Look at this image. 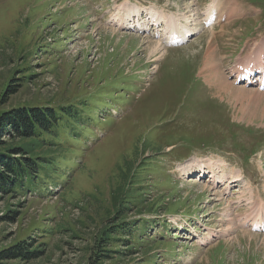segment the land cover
<instances>
[{"label": "rangeland", "instance_id": "1", "mask_svg": "<svg viewBox=\"0 0 264 264\" xmlns=\"http://www.w3.org/2000/svg\"><path fill=\"white\" fill-rule=\"evenodd\" d=\"M125 1L0 0V116L90 95L109 105L101 120L112 118L93 125L72 183H59L50 194L44 189L45 196L0 199V253L30 239L39 253L0 264H90L114 214L112 194L133 162L138 175L129 189L139 206L128 213L137 225L127 244L133 253L103 264H264V228L245 223L256 209L241 196L243 183H251L264 198V144L249 160L258 135L246 131L264 136V85L256 78L247 85L237 75L248 56L264 52V0H219L222 12L213 24L206 20L213 0H128L197 17L196 35L177 46L166 45L164 27L152 20L140 32L114 25ZM191 137L219 146L191 152L183 141ZM143 150L151 158L145 164ZM194 161L208 169L201 183L193 179L197 172L189 178L181 172ZM212 169L226 181L208 183ZM231 172L245 182L229 180ZM124 248L112 243L109 250Z\"/></svg>", "mask_w": 264, "mask_h": 264}, {"label": "trees", "instance_id": "2", "mask_svg": "<svg viewBox=\"0 0 264 264\" xmlns=\"http://www.w3.org/2000/svg\"><path fill=\"white\" fill-rule=\"evenodd\" d=\"M48 49L54 50V47ZM16 91V88L7 89L9 95ZM101 101L103 100L88 95L66 106H24L3 113L0 116V199L26 198L28 194L45 196L42 193L44 189L50 194L51 188H56L59 183L62 185L72 183L70 172L74 167L79 170L82 167L76 160L82 157V147L94 134L93 125L101 128L112 119L108 117L101 120L102 108L109 106ZM246 131L258 135L257 144L249 151L250 159L262 149L264 136H260L252 129ZM233 135L238 137L234 132ZM202 139L200 137V140ZM183 141L189 144L190 148H187L191 152L201 147L215 150L216 146H219L206 140L198 142L194 137L188 142ZM145 152L147 151L143 150L139 156L140 160L144 158L141 162L144 164L151 160V158L145 159ZM71 162L76 164L69 165ZM127 165H125L126 172L120 178L119 187L112 194L114 214L107 219L108 224L101 232L90 264L114 262L118 256L127 259L133 253L127 244L131 243L132 227L137 225L128 222V213H132L133 208L139 206L132 200L130 193L133 192H130L129 186L135 187L133 182L138 173L137 169L132 167L135 166V162L130 166ZM66 190L67 188L64 193ZM142 213L139 211L137 214L142 215ZM63 230L64 228H61L60 231ZM112 243L125 248L109 250ZM34 247L33 240H23L9 251V255L0 253V261L15 259L27 262L36 259L39 253Z\"/></svg>", "mask_w": 264, "mask_h": 264}, {"label": "bare ground", "instance_id": "3", "mask_svg": "<svg viewBox=\"0 0 264 264\" xmlns=\"http://www.w3.org/2000/svg\"><path fill=\"white\" fill-rule=\"evenodd\" d=\"M172 1V0H171ZM221 2L219 0H213L206 9L207 19L212 21H215L213 16L215 13L219 14L222 9V6L220 7ZM125 10L127 12L126 16H121V10ZM120 9L118 8V13L113 15V24L114 25H120L121 27L127 29V30H136L141 31L144 26H146V20L147 22L149 20H152L153 24L158 27L164 26L165 37H167V40L169 43H177L184 40L189 39L192 37L195 33V28H192L191 22L192 20H197V17H193L192 19L187 16H180L177 14H164L156 9L155 6H152L149 8H142L138 7L136 5H133L130 1H125L121 6ZM147 12L146 17L150 15L147 19H144V22L136 20V18L140 17V15L143 12ZM228 13V12H227ZM228 15V14H227ZM226 15V16H227ZM150 22V21H149ZM52 32V31H51ZM161 32V31H160ZM261 44V43H260ZM264 46V45H263ZM263 48V47H262ZM159 48L154 47V51L157 52ZM251 54V53H250ZM249 54V55H250ZM244 70L243 73V80H250V77L255 74L259 73V78L256 80V82H260L261 85H264V52L262 50H259L257 53H253L250 56H248L244 60ZM222 82V81H221ZM226 83V81H225ZM220 83L223 84L220 88V92L227 89V83ZM229 85V84H228ZM214 87V86H213ZM264 87V86H263ZM262 95V94H261ZM216 165V164H215ZM205 164L201 163V161H194L191 163H188L183 169L182 174L186 175L188 172H194L195 168H198L200 171L199 178L200 181L203 178H206L203 174H206V167H204ZM210 167L214 168V164L210 163ZM226 177H223L221 173L217 174L216 169H212L211 171V177L209 179V183H216L220 180H223L225 182ZM228 179V178H227ZM232 179V182H241L245 179L242 177V174L237 172H231L229 180ZM198 180V179H197ZM251 184V183H250ZM250 184H245V193H242V197L247 196V202L248 204H251L252 207H255L256 211L251 212L250 214H245L243 217V220L245 223L252 222V226L256 229H262L264 228V198H262L261 193L255 194L252 191V188ZM227 188L229 187V183H226ZM226 189V188H225ZM229 191H226V194H229ZM241 197V198H242ZM249 206V205H248ZM255 213V214H254ZM228 216V215H227Z\"/></svg>", "mask_w": 264, "mask_h": 264}]
</instances>
